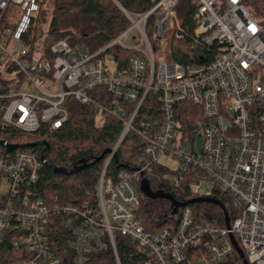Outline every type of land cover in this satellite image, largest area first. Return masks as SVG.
Wrapping results in <instances>:
<instances>
[{
    "label": "built area",
    "instance_id": "2783aa9c",
    "mask_svg": "<svg viewBox=\"0 0 264 264\" xmlns=\"http://www.w3.org/2000/svg\"><path fill=\"white\" fill-rule=\"evenodd\" d=\"M150 1L153 7L145 13L121 7L130 25L103 48L90 50L66 35L38 53L28 35L39 18V0H0L4 126L24 133L38 132L43 125L59 130L69 119V101L90 104L96 88L111 95L109 106H95L98 121L114 116L124 123L95 200L82 204L49 206L34 196L29 187L38 181L43 161L33 148L0 158V226L7 235L17 232L14 246L31 254L15 264H66L53 253L49 237L55 214L65 218L72 233L68 245L76 264L105 251V237L116 253L115 234L135 243L145 264H226L237 253L231 237L248 264H264V28L242 0H190L196 7L194 35L215 45L216 54L207 64L184 66L162 54L166 34L178 26L181 0ZM114 46L133 51L123 71L107 53ZM149 93L157 97L158 110L137 120ZM130 132L143 144L139 160L116 178L108 176L107 168ZM163 156L176 161L178 175L191 178L196 198L230 197L234 215L228 214L229 226L226 218L224 225L217 219L196 222L188 205L172 228L145 229L138 218V184Z\"/></svg>",
    "mask_w": 264,
    "mask_h": 264
},
{
    "label": "trees",
    "instance_id": "16d2710c",
    "mask_svg": "<svg viewBox=\"0 0 264 264\" xmlns=\"http://www.w3.org/2000/svg\"><path fill=\"white\" fill-rule=\"evenodd\" d=\"M45 1L39 0L41 7L39 17L43 14L42 7ZM52 2L53 13L48 33L55 36V39L72 35L76 40L74 31L81 32L82 40L76 42L90 50L103 48L129 27L130 23L119 5L130 13H145L153 7L150 0H52ZM242 2L264 28V0H242ZM195 11L196 7L190 0L180 1L177 7L178 26L168 32V45L164 51L167 61L187 66L207 64L214 59L216 46H208L194 35ZM38 20L39 18L35 20L28 35V42L32 48L39 40ZM149 23L147 33L150 36L152 20ZM107 53L114 58L119 71L128 68L133 55V51L119 46L110 48ZM6 91L5 84H1L0 94ZM90 97L92 103L85 105L74 100L69 101V119L59 130L50 131L47 125H43L38 132L24 133L13 127L4 126L0 120V142L16 146L37 144L31 148L41 160L42 157L45 158L38 181L29 188L34 196L42 198L49 206L78 205L89 198L95 200L97 183L105 168L108 155L99 163L91 164L105 151L112 150L123 132V121L114 116H107L103 123L98 121L99 108L95 106H109L111 102V95L107 90L96 88L90 92ZM158 105L157 97L149 93L137 120L155 113ZM142 145L141 139L130 132L112 158L107 168V175L116 178L123 168L137 163ZM11 153L14 152H9L5 145L0 144V158L7 157ZM81 161H86L90 166L70 174L71 171L80 167ZM55 169L64 172H55ZM165 173H169V170L158 163H154L147 172L146 177L154 192L169 193L178 202L186 203L197 199L190 191L192 180L189 176L182 177L177 174L175 182L170 184L163 177ZM214 197L233 218L230 197L222 194ZM189 206L194 212L196 222L217 219L221 224H225V214L220 206L209 202ZM180 212L181 210L174 213V207L168 200H152L143 195L138 218L146 230L159 232L172 228ZM48 229L53 253L63 257L66 264H76L73 260L74 252L68 245L73 236L66 226L65 218L60 214L53 215ZM17 234L13 232L7 235L0 244V264H15L31 258L27 250L14 246L13 238ZM105 240L107 241L106 250L88 254L83 264H118V262L119 264H145V256L128 238L115 234L116 253L109 238L105 237ZM229 263L243 264L237 253L226 264Z\"/></svg>",
    "mask_w": 264,
    "mask_h": 264
},
{
    "label": "water",
    "instance_id": "95a60500",
    "mask_svg": "<svg viewBox=\"0 0 264 264\" xmlns=\"http://www.w3.org/2000/svg\"><path fill=\"white\" fill-rule=\"evenodd\" d=\"M0 144L5 145L9 152H14V151H16V150H18L20 148L35 147L37 145V144H34V145H29V146H24V145L23 146H16V145H8L5 142H0ZM111 152H112V150L105 151L99 158L95 159L94 162L91 165L99 163L100 161H102L105 158L106 155L111 154ZM42 161L45 162V158L44 157H42ZM89 166L90 165H88L86 161H81L80 167L75 169V170H73V171H71L70 174L77 173V172H79V171H81L83 169L88 168ZM54 171L55 172H59V173H63L64 172L63 170H60V169H55ZM140 191L145 197H147L149 199H152V200L163 199V200L170 201L172 203V206L174 207V213H177L181 208H183L185 206H188V205H191V204L202 203V202H209V203L216 204V205L220 206L223 209L224 214H225V218H226V224H227V226H229L230 218L228 216V213L224 209L223 205L220 204L216 199L197 198V199H194V200H192L190 202H186V203L185 202H178L169 193H165V192H162V191L154 192L152 190V188H151L149 180L145 176L142 178V180L140 182ZM231 240H232V243H233L237 253L239 254L241 259L243 260V263L244 264H248V262L245 259L243 251L238 246V244H237L236 240L234 239V237H231Z\"/></svg>",
    "mask_w": 264,
    "mask_h": 264
},
{
    "label": "rangeland",
    "instance_id": "374dc122",
    "mask_svg": "<svg viewBox=\"0 0 264 264\" xmlns=\"http://www.w3.org/2000/svg\"><path fill=\"white\" fill-rule=\"evenodd\" d=\"M119 7L121 8V6L119 5ZM43 10V14L39 17L38 20V30H39V40L37 41V49H38V53H40L42 51V49L50 42H52L56 37L52 36L48 33V29H49V24L52 18V13H53V2L52 0H46L43 4L42 7ZM78 18V17H77ZM80 19V18H78ZM75 36H76V41H81L82 40V34L81 32L78 31H74ZM168 39H169V34H166V44L168 45ZM167 48V46H166ZM166 49H164L165 51ZM164 51L162 52V54H164ZM202 144V140L201 138H198L196 141V148L200 149ZM160 164L162 165L163 168L168 169L169 173H165L163 174V177L166 181H168L170 184H173L176 180L177 177V173L176 171L178 170V166L177 163L174 159L163 156L160 159ZM139 189H140V185H139ZM142 193H141V198H142ZM231 203V202H230ZM7 235V230L5 228H3L2 226H0V244L1 242L5 239Z\"/></svg>",
    "mask_w": 264,
    "mask_h": 264
}]
</instances>
